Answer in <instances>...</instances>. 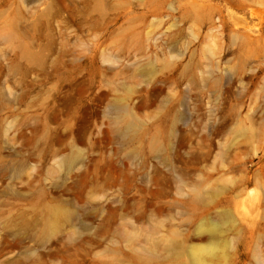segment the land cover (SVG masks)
Listing matches in <instances>:
<instances>
[{"label":"rangeland","instance_id":"obj_1","mask_svg":"<svg viewBox=\"0 0 264 264\" xmlns=\"http://www.w3.org/2000/svg\"><path fill=\"white\" fill-rule=\"evenodd\" d=\"M208 245L264 264V0H0V264Z\"/></svg>","mask_w":264,"mask_h":264},{"label":"bare ground","instance_id":"obj_2","mask_svg":"<svg viewBox=\"0 0 264 264\" xmlns=\"http://www.w3.org/2000/svg\"><path fill=\"white\" fill-rule=\"evenodd\" d=\"M121 111L124 112L123 109ZM63 216L68 218L70 214L65 211ZM202 230L210 232L212 229L205 225ZM190 254L194 264H208L207 259L215 254V245L193 247Z\"/></svg>","mask_w":264,"mask_h":264}]
</instances>
